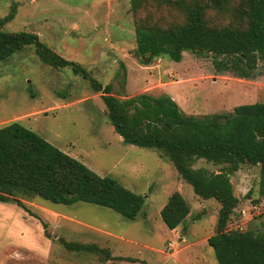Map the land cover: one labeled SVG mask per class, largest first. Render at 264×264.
Wrapping results in <instances>:
<instances>
[{
	"label": "rangeland",
	"instance_id": "obj_1",
	"mask_svg": "<svg viewBox=\"0 0 264 264\" xmlns=\"http://www.w3.org/2000/svg\"><path fill=\"white\" fill-rule=\"evenodd\" d=\"M0 0L3 29L26 31L65 59L81 64L120 98L148 93L177 95L186 114L229 113L240 104L264 103V63L250 78L217 71L211 54L182 53L148 65L135 55L140 23L161 28L185 22L166 0ZM209 26L237 25L228 13L207 9ZM18 121L100 176L116 179L144 199L133 220L94 204H52L38 197L0 202V264H217L207 238L216 232L219 203L201 200L173 164L155 148L126 144L114 131L101 92L68 67L54 68L27 46L0 62V127ZM194 168L216 172L223 165L203 159ZM238 198L228 230L264 231V198L258 196V166L230 176ZM178 191L189 205L183 224L170 230L160 210ZM194 216H198L196 220ZM65 243L108 252L70 250ZM172 244V248H170Z\"/></svg>",
	"mask_w": 264,
	"mask_h": 264
},
{
	"label": "trees",
	"instance_id": "obj_2",
	"mask_svg": "<svg viewBox=\"0 0 264 264\" xmlns=\"http://www.w3.org/2000/svg\"><path fill=\"white\" fill-rule=\"evenodd\" d=\"M139 0H132L133 4ZM181 10L185 22L161 28L140 23L135 29V55L148 65L167 56L179 62L182 53L211 54L217 71L250 78L259 62L264 63V0H166ZM231 14L237 25L209 26L207 9ZM13 14L0 19V62L24 47L32 46L45 64L68 67L88 81L107 110L114 131L126 144L161 151L175 167L181 180L192 186L201 200L219 205L216 232L207 238L217 264H264V231L226 228L233 208L231 174L243 165L258 166V196L264 198V103L240 104L229 113L195 116L184 113L168 95L140 93L120 99L81 64L65 59L32 32H8L4 24ZM203 159L223 165L216 172L194 168ZM38 197L52 204L77 202L107 207L129 220L141 212L144 199L116 179L100 176L84 163L61 151L18 121L0 127V202ZM26 210V209H25ZM190 208L182 194L174 191L160 210L170 230L184 223ZM198 216H194L196 220ZM70 250L108 252L94 245L65 243Z\"/></svg>",
	"mask_w": 264,
	"mask_h": 264
},
{
	"label": "crops",
	"instance_id": "obj_3",
	"mask_svg": "<svg viewBox=\"0 0 264 264\" xmlns=\"http://www.w3.org/2000/svg\"><path fill=\"white\" fill-rule=\"evenodd\" d=\"M171 97H172L173 99H175V98H177V95H171Z\"/></svg>",
	"mask_w": 264,
	"mask_h": 264
},
{
	"label": "built area",
	"instance_id": "obj_4",
	"mask_svg": "<svg viewBox=\"0 0 264 264\" xmlns=\"http://www.w3.org/2000/svg\"><path fill=\"white\" fill-rule=\"evenodd\" d=\"M170 248H172V244H170Z\"/></svg>",
	"mask_w": 264,
	"mask_h": 264
}]
</instances>
